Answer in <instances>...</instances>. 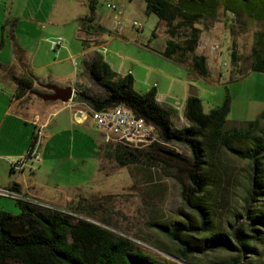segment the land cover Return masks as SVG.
Segmentation results:
<instances>
[{
    "label": "rangeland",
    "instance_id": "1",
    "mask_svg": "<svg viewBox=\"0 0 264 264\" xmlns=\"http://www.w3.org/2000/svg\"><path fill=\"white\" fill-rule=\"evenodd\" d=\"M22 1L19 0L21 5ZM56 1L54 11L59 34L54 40L61 38L64 44L57 51L50 49L51 46L47 50L42 47L37 57L39 68L31 71L39 83L60 89L72 87L75 96L77 91L84 90L100 96L101 91L83 75V69L86 57L96 52L95 47L102 46L106 50L101 55L104 62L115 71L120 69V74L126 75L139 67L133 87L137 94L145 95L155 84L161 86L166 102L182 106L183 117L186 116L183 109L187 83H193L195 90L190 92L197 93L205 114L223 106L227 97L230 98L228 131L244 127L264 113V74L251 72L253 50L259 41H264V20L248 17L264 18V0H235V6L245 13L240 19L220 7L212 17L206 16L196 24L201 31L197 54L208 60V79H190L185 66L162 55L171 39L169 28L156 15L147 13L145 0H94L95 26L103 32L96 30L97 35L92 37L79 34L81 19L90 16L91 0ZM108 3L117 9H108ZM115 23L122 27L120 33ZM134 23L141 28L133 27ZM184 33L180 30L179 37ZM85 40L88 46L84 45ZM211 46L216 51H211ZM232 54L236 55V62L232 61ZM39 92L47 93L42 88ZM36 100L40 105L45 104L42 99ZM74 103L76 108L86 111L83 103L77 99ZM31 112L40 113L41 109L34 108ZM171 120L177 129L188 125L174 114ZM83 129L84 138L76 140L74 149L68 151L63 144L56 148V159L48 164L47 173L39 175L51 193L63 190L76 197L65 206H54L75 211L78 217L130 239L143 254L162 264H219L237 256L222 250L186 255L165 230L173 231L178 223L197 225L199 216L184 202L182 183L173 177L174 173L165 170L164 165L160 171L130 161L121 165L114 154L116 143L104 144L90 122ZM234 147L244 145L236 142ZM165 149L191 159L188 147L174 144ZM70 155L73 161L66 160ZM208 161L212 165L209 174L217 181V187L209 193L211 210L207 218L212 231L193 238L201 240L217 232L228 236L236 246L234 232L244 227L249 235L253 234L246 228L251 226L248 212L254 216L264 210V199L261 202L249 199V162L237 158L225 147L212 154ZM180 177L187 183L185 176ZM259 228L260 241L251 244L257 249V255L245 258L242 264H264V227Z\"/></svg>",
    "mask_w": 264,
    "mask_h": 264
},
{
    "label": "trees",
    "instance_id": "2",
    "mask_svg": "<svg viewBox=\"0 0 264 264\" xmlns=\"http://www.w3.org/2000/svg\"><path fill=\"white\" fill-rule=\"evenodd\" d=\"M145 1L147 13L156 15L169 28L171 39L167 41L162 55L185 66L190 79L210 77L207 58L197 54L201 31L196 24L206 16L212 17L220 7L236 18L245 16L235 6V0ZM89 8L90 16L81 21V32L86 37L96 36V30L103 32L101 27L94 24V1H91ZM248 17L264 20L253 15ZM180 30L186 33L179 37ZM88 43L87 40L84 41L85 46ZM15 59L19 68L26 72L27 61L18 46L15 49ZM232 61L236 62L235 54H232ZM0 70L15 83L22 95L32 91L33 83L30 78L17 77L15 70H7L1 65ZM251 71L264 74V41H259L253 50ZM83 75L101 91L100 96L91 95L87 90L77 91L76 99L85 107L92 111H107L123 105L137 118L153 125L159 139L166 144L182 145L191 151V159L187 160L182 155L165 149V146L156 145L149 151L139 152L121 144L115 145L114 154L119 164L124 165L130 161L150 169L164 165V169L171 170L173 177L182 183L183 200L198 212L199 221L197 225L178 223L173 231L165 230L169 238L179 243L186 255H205L215 250L237 253L235 258L219 264H242L245 258L256 256L257 249L251 244L253 241H260L259 227H264V210L254 216L248 212L251 226L246 228L253 234L249 235L244 227L237 229L233 234L236 246L228 236L217 232H212L201 240L193 237L212 231L207 218L211 210L209 193L217 187V181L209 174L212 165L208 158L216 151L225 147L237 158L249 162V199L252 202L264 199V113L244 127L228 131L231 104L229 97L223 106L205 114L198 95H189L185 110L190 126L177 129L171 120L172 111L163 108L156 101L155 90L145 95L137 94L133 90V77L117 78L98 52L86 57ZM236 142L242 143L244 147H234ZM180 176H185L187 183ZM17 205L21 211L17 216L0 213V264H162L143 254L130 239L118 236L86 219L42 209L29 203L17 202Z\"/></svg>",
    "mask_w": 264,
    "mask_h": 264
},
{
    "label": "crops",
    "instance_id": "3",
    "mask_svg": "<svg viewBox=\"0 0 264 264\" xmlns=\"http://www.w3.org/2000/svg\"><path fill=\"white\" fill-rule=\"evenodd\" d=\"M56 3V0H23L21 5L19 0H0V65L7 70L12 68L17 77L25 76L33 83L32 91L22 95L15 83L0 70V187L15 190L40 201L65 206L76 197L68 195L63 190L51 193V190L41 182L39 175L46 172L51 160L56 159L54 152L56 148L59 149L63 144V146L67 145L68 151L73 150L76 140L84 138L81 130L84 131L83 127L88 122L95 130L96 128L86 114L82 117L76 116L75 109L60 102H44V105H40L36 102V99L40 98L33 93L34 90L46 88V85L39 83L29 72L39 68L37 57L42 52V47L45 46L47 50L48 46H51L50 42L59 34L56 32L59 29L54 11ZM83 19L85 18L81 21ZM80 33L84 35L81 28H79ZM16 46L20 48L27 61L26 72L19 68L15 59ZM138 68L129 71L133 79L138 74ZM111 70L117 78H123L122 76L125 75L120 74V69L115 71L111 68ZM154 86L145 94L155 90L158 104L171 110L172 114L179 118L182 112L180 113L174 105L166 102V94L161 86L156 85V88ZM185 86L186 107L194 85L187 83ZM34 108H40L41 112L32 114L31 111ZM37 119L42 124H46L41 162L34 164L36 165L34 169L13 172L10 161L22 157L30 148L35 131L34 122ZM100 135L102 136L101 133ZM66 160L73 161L74 158L70 155ZM58 163L60 162H56L57 167ZM2 212L17 216L21 211L15 202L0 199V213Z\"/></svg>",
    "mask_w": 264,
    "mask_h": 264
},
{
    "label": "built area",
    "instance_id": "4",
    "mask_svg": "<svg viewBox=\"0 0 264 264\" xmlns=\"http://www.w3.org/2000/svg\"><path fill=\"white\" fill-rule=\"evenodd\" d=\"M110 1V0H109ZM108 9L116 10V6L111 5L108 3ZM115 28L117 33L122 31V27H120L119 23H115ZM133 27L141 28L138 23H134ZM51 49L53 51H57L62 48L64 44V40L59 38L57 40L51 41ZM199 46V44H198ZM206 49V47H203ZM216 47L211 46V51H216ZM96 52L99 54H105L106 50L104 47L97 48ZM76 65V63H75ZM127 76H132L131 73L122 76L123 78ZM157 86L155 85L154 88ZM77 96H73L71 101L66 104L71 108L75 109L76 116H83L86 114L87 118L93 122L96 130L102 134L104 138V142L106 145L110 143L121 144L131 150L134 151H149L154 146H165L169 147V144H166L162 139H159L155 134V127L151 124H148L143 119L137 118L131 110H122L121 105H119V109L115 111H107V113H100V111H92L89 108L85 107L86 111L80 110L76 108V103L74 100ZM174 108L181 113V106H174ZM80 117V118H81ZM78 118V117H77ZM179 119L184 122L186 121L190 126L189 121L187 120L186 116L183 117L182 113ZM35 131L33 134V141L28 149V151L17 160L10 161V167L13 172L17 171H24L28 167L41 162V149L44 140V130L46 128V124H42L39 119L34 122ZM157 167V168H156ZM161 166H154L151 169H157L158 171L161 170ZM0 198L13 200L16 202H23L35 205L42 209H47L51 211L60 212L65 215L78 217L77 214L73 213L72 211L54 206L51 203H47L44 201H40L38 199L32 198L26 194L17 192L12 189L0 187Z\"/></svg>",
    "mask_w": 264,
    "mask_h": 264
},
{
    "label": "water",
    "instance_id": "5",
    "mask_svg": "<svg viewBox=\"0 0 264 264\" xmlns=\"http://www.w3.org/2000/svg\"><path fill=\"white\" fill-rule=\"evenodd\" d=\"M52 94H42V93H35V95L42 99L45 102H60L62 104H68L73 96L75 95V90L72 87H68L65 89H60L55 86H45ZM192 96H196L197 93L195 91L191 92Z\"/></svg>",
    "mask_w": 264,
    "mask_h": 264
},
{
    "label": "bare ground",
    "instance_id": "6",
    "mask_svg": "<svg viewBox=\"0 0 264 264\" xmlns=\"http://www.w3.org/2000/svg\"><path fill=\"white\" fill-rule=\"evenodd\" d=\"M118 109H119V106H117V107H115V108H112V109H110V110H107V111H115V110H118ZM121 109H122V110H129L127 107H125V106H123V105H121ZM107 111H100V113H107ZM155 134H156V136L159 138V134H158L156 128H155Z\"/></svg>",
    "mask_w": 264,
    "mask_h": 264
},
{
    "label": "flooded vegetation",
    "instance_id": "7",
    "mask_svg": "<svg viewBox=\"0 0 264 264\" xmlns=\"http://www.w3.org/2000/svg\"><path fill=\"white\" fill-rule=\"evenodd\" d=\"M44 91H46L47 93H44V92H39V91H36V90H34V92L33 93H42V94H52V92L51 91H49L47 88H45L44 89Z\"/></svg>",
    "mask_w": 264,
    "mask_h": 264
}]
</instances>
